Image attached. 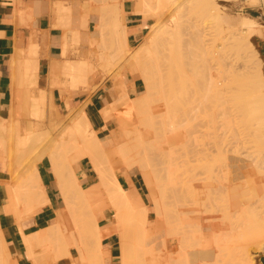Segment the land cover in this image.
<instances>
[{
    "label": "bare ground",
    "instance_id": "6f19581e",
    "mask_svg": "<svg viewBox=\"0 0 264 264\" xmlns=\"http://www.w3.org/2000/svg\"><path fill=\"white\" fill-rule=\"evenodd\" d=\"M113 1L112 4L103 6L102 10L89 5L90 7L86 6L82 11L81 25L85 27L89 13L92 11L98 14L95 33L89 35V41L94 47L101 49L97 63H100L101 69L105 71L113 66L112 63L122 47L129 45L130 29L122 20L125 12L123 0ZM131 1L135 2L133 12L142 15H158L161 13L159 10L165 5H176L177 11L171 17V23L154 31L147 43L137 51L135 59L142 67L141 75L145 81V91L139 93L142 97L136 102L127 101L129 98L127 99V92L125 93V109L128 112L123 114H127V117L129 112L140 108L142 103L147 108H151V101L156 98L155 94L157 100L164 102L169 100L176 102L183 98L189 100L190 105L185 113L187 119L194 121L195 128H197L195 131H202L203 127L219 129L221 130L219 136L221 137L223 133V136L226 134L225 137H227L228 131L235 133L251 128L259 136V132L261 133L264 129L263 59L250 42L253 34L262 33L256 17L253 15H246L239 19L232 17L226 11H222L221 6L213 3L215 0ZM194 3H202V11L212 17L216 26L219 21L228 23L231 27L228 26L230 28L227 32L230 34L220 38L221 41L219 38L212 40L207 38L216 26L201 25L192 19L188 7ZM67 18L69 19L70 16ZM80 31V29L76 30L73 41L79 42ZM185 31H189L191 36L189 39L184 37ZM243 31L245 35L241 34ZM229 40L232 44L234 42L237 44H235L236 47L233 44L234 51H227L231 47H226L229 45ZM108 46L110 50H106ZM185 49L188 50L190 65L186 69H181L176 55ZM23 51L19 52L20 58L17 56V60L15 59L18 66L15 65L18 69L16 72L20 74V68H22L23 76L27 79L26 83L33 85L37 81L39 70L38 45H30L26 57L20 55H23ZM89 52V55L73 61L69 59L68 48H63V73L70 78L71 88L92 87L96 69L95 65L86 59L91 56L92 49ZM115 88L117 84L112 83L102 97L101 112L104 116L105 127L116 122L115 116L119 106L117 99H114ZM67 104L71 108L72 140L69 143L62 140L57 145V150L45 151L50 152L45 157H49L63 197L64 205L57 208L56 216L45 227L30 232L25 231L29 224L26 217L37 213L49 204V196L42 183L37 165L32 163L22 177L15 169L8 168L12 176L9 181H5L6 183L3 181L7 199L4 210L14 216L22 234L25 251L36 264L45 262L44 257L42 259L38 256H43L51 249L55 250L52 241H56L57 244L59 239L66 241L68 256L72 254V248L76 247L80 251L79 256L84 258V251L93 252L91 248L94 246L95 255H104L102 241L113 236L119 229V226H115L107 230L106 225L100 224V219L106 214L107 209L105 204L94 205L97 183L82 186L73 168V163L87 158L101 182H105L106 175L102 160L107 157L105 151L110 146V142L114 141L115 131L112 130L105 139L99 138L83 108L75 112L72 110V104L68 102ZM29 110L31 112V109ZM165 113H168L166 116L171 113L177 119V122L173 121L172 129H176V126L182 123L178 120L176 107L166 109ZM126 117L121 118L120 116L121 126L126 124L124 121ZM175 118L173 119L176 121ZM124 132V134H129L130 131L125 128ZM223 136L222 141H227L226 143L224 141V145L220 141L223 149L220 143L218 144L223 150L221 152L225 150L227 152L230 144L234 142L224 139ZM261 137L264 139V132L261 133ZM175 139L176 136L173 140ZM20 141L22 143V140ZM170 142L169 139L159 142L162 154H169L165 146ZM6 143L7 128L2 121L0 123V149L4 148ZM70 152L73 154L66 171L68 173L65 174L60 170V165L62 160L68 158ZM121 195L124 197L123 202L118 198L119 194H108L120 216L119 222L124 220L131 222V219H134L138 232L135 242L141 254L148 249L155 250L153 261L150 264H165L164 262L166 264H253L250 250L254 248L259 251L264 250V237L263 240L261 237L264 235V194H168L169 199L166 204L165 194H161V201L154 199L156 218L152 217L140 196L138 200H135L131 194ZM78 204L82 207L79 208ZM163 219L167 223L166 231L163 230ZM67 221H72L70 230L73 239L72 246L67 243V235L63 232V229H67L64 226ZM82 229L89 230V232L84 233ZM123 229L128 228L123 226ZM259 233L258 236L261 239L257 240L258 236L256 238L255 236ZM253 234L254 237H252ZM80 242L83 248L79 245ZM166 243H168V248L164 254L162 250L166 248ZM0 244V264H10L12 256L6 250V246H9L7 231L1 225ZM39 245L44 249L40 254L35 250V246ZM56 251L60 253L58 249ZM141 263L144 264L142 260Z\"/></svg>",
    "mask_w": 264,
    "mask_h": 264
},
{
    "label": "rangeland",
    "instance_id": "374dc122",
    "mask_svg": "<svg viewBox=\"0 0 264 264\" xmlns=\"http://www.w3.org/2000/svg\"><path fill=\"white\" fill-rule=\"evenodd\" d=\"M88 1V6H94L102 10L103 6L112 4L113 0H110L111 2L108 0ZM114 1L118 2V0ZM125 1L132 4L135 3L131 0H123V3ZM213 3H216L219 7L221 6L220 8L223 9L221 10L226 11L228 15L238 19L246 15L256 17L262 28V33L253 34L250 37V42L255 46V49L264 60V0H215ZM165 6L159 10L161 13L158 15H143L144 18L147 16L146 18L150 22L144 36L141 40L122 47V50L116 55L114 63H112L113 66L108 71L101 69L100 63H97L99 62L98 57L101 49L97 46L94 47L90 41L87 46H80V40H78L79 42L72 40L70 44L69 59L73 61L81 59L82 56L89 55V51L92 49L91 56L86 57V59L95 65V74H97L96 83L98 84L92 90L80 91L86 92L82 96L68 94L73 111H79L84 107L100 86H110L112 83L117 84V88L114 90V99H117L119 106L115 116L116 122L114 121L107 126L108 129L102 137V139H105L112 130L115 131L114 141L110 142V146L105 151L107 157L102 160L106 175L105 182H101L96 172L92 169L89 159L84 158L88 161L87 165L89 168H91L90 176L87 180L83 179L81 173L78 172L77 166L79 162L73 163V168L84 186L97 181L98 189L94 193L96 194L94 205L105 204L107 209L106 214L100 219V224L106 225L107 230L119 226V229L113 234L120 249V254L116 261L117 264H142L141 260L144 264H150L153 261L155 250L148 249L145 253L141 254L135 242L138 232L134 219H131V222H126V220L119 222L120 216L116 212L108 194H119L118 198L122 202L124 201V197L121 195L122 199L120 194H131L135 200H138L140 196L143 202L146 203L153 218L157 217L154 214V199L160 200L161 194H165V204L169 199L168 194H264V139L261 137L264 129H262L261 133L259 132V136L251 128H245L235 133L228 131L227 137H225L226 134L223 136L221 132V137L223 136L224 139L234 142L230 144L229 150L224 146L227 149V152L225 150L226 154L225 152H221L223 151L220 143L222 138L219 136L221 130L203 127L202 131H195L197 128H195L194 121L187 119L185 113L190 105L187 99L181 98L176 102H172L171 100L164 102L157 100V95L155 94L156 98L151 101V108H147L142 103L140 108L129 112L128 118L126 117L127 114H123L128 112L125 109L126 98L124 95L127 92L129 78H140L143 85L141 92L145 91V81L141 75L142 67L135 59L137 51L147 43L154 31L170 24L171 17L177 11L176 5ZM188 9L189 14L196 23L215 25L212 17L204 14L202 11V3L190 4ZM90 14L95 15V12L91 11ZM122 20L124 22V15ZM219 23L217 26L215 25V30L207 36L210 40L219 38V41H221L222 38L230 34L228 33V28L231 26L226 22L219 21ZM92 33H95V26ZM243 33L245 35L244 31L241 34ZM244 35L242 36L244 37ZM184 37L186 39L191 37L189 31H185ZM228 43L226 47H231H229L230 49H225L227 51H234L237 45L236 42L233 43L234 45L236 44L235 47L230 40ZM106 50H110L109 46ZM187 52L188 50L185 49L177 53V55L175 54L178 57L177 61L181 69H186L190 65ZM96 64H98V68ZM60 78L61 80L65 79L62 75ZM53 88V85L49 88H40L39 86L36 88L34 86L23 88L20 86V89H22L21 94L15 97L11 115L9 118L3 120L7 128V143L4 148L0 149V162L3 164L5 170L8 168L15 169L18 175L22 177L25 170L32 163L38 166L41 159L49 155L51 151L57 150V145L60 141L65 140L69 143L72 140L71 108L67 103L62 108L60 103L54 101ZM122 92L123 96H121ZM127 95V99L129 98L127 101L129 102H136L142 97V94L130 97L128 92ZM172 107L178 109L177 117L179 122H182L180 125L178 124V127L175 124L176 129H172V126L174 125L173 121L177 122V119L171 113V116H166L168 113H165L166 109H172ZM29 109H31V112ZM120 116L121 118L126 117L125 120L123 119L126 121V124L123 126H121V121L119 120ZM171 117L175 118L176 121L173 118L171 120ZM125 128L130 131L129 134H124ZM174 136H176L175 140H173ZM165 139H169L171 142L165 146L169 154L164 155L160 152L159 142H164ZM20 140H22V143H20ZM224 141H222L223 145L227 142L225 141L224 143ZM218 143H220L222 149ZM47 150L50 152H45ZM72 154L70 152L68 158L61 162L60 170L63 173L65 172V174L68 173L66 171ZM46 158L49 159V157ZM8 173L11 178L12 173L10 171ZM124 176L129 181L133 179L138 183L141 187V194H138L133 188L128 189L121 184L119 178L123 179ZM77 206L79 208L82 207L81 204ZM32 215L34 214L28 215L26 219ZM162 224L163 230L165 229L166 231L167 228L165 227H167V223L164 219ZM122 225L128 229H123ZM45 226L47 225L41 227ZM64 226L67 227V229H63L68 238L67 243H69V246H72L73 239L70 234L72 221H67ZM82 230L84 233L89 232V230ZM258 235L260 233L256 234V236L253 234L252 237L255 236L256 238ZM261 237L263 240L264 235ZM261 237L258 236L257 240L261 239ZM55 242L54 240L52 241L55 250L51 249L45 252L43 256H38L42 259L44 257L45 262L42 261L41 264H108V249L105 247L104 242V255H95L94 250L96 248L94 246L91 248L93 252L84 251V258L79 256L81 254L76 247L72 248V254L68 256L66 241L63 239H59L57 244ZM79 245L83 248L81 242ZM167 248L168 243H166V248L162 250L164 254ZM57 249L60 253L56 251ZM6 250L10 253L9 247L6 246ZM35 250L40 254L44 249L39 245L35 246ZM157 251L161 252L160 250ZM250 251V255L254 261L253 264H263L261 258L264 256V250L259 251L254 248V250ZM25 256L32 264H36L26 251ZM162 257L164 258V256ZM17 262V259L12 256L10 264H17ZM164 263L166 264V262Z\"/></svg>",
    "mask_w": 264,
    "mask_h": 264
},
{
    "label": "crops",
    "instance_id": "0c3cea01",
    "mask_svg": "<svg viewBox=\"0 0 264 264\" xmlns=\"http://www.w3.org/2000/svg\"><path fill=\"white\" fill-rule=\"evenodd\" d=\"M86 6H88V0H0V123L10 117L15 97L21 94L20 86L23 88L28 86L49 88L53 85L54 101L60 103L62 108L67 102L71 104L68 94L82 96L86 92L80 91L94 89L93 85L97 84V74L92 80V87L71 88L70 78L63 73V48L67 47L70 54V44L78 29L81 30L79 45H89V35L93 32L96 20H98L97 13L90 14L87 26L81 25L82 11ZM133 6L134 4L128 1L124 2V22L130 29L129 44L141 40L150 24L147 16L144 18L142 14L133 12ZM63 9L64 11H62ZM67 16L70 18L68 19ZM32 44L38 45L40 60L37 81L33 85L26 83L27 79L23 76L22 68H20V74H17L18 66L15 63L17 58H20L18 55L21 50H24L23 55L20 54L21 56H28V48ZM262 72L264 76L263 66ZM61 75L65 78L64 80H61ZM141 81L140 78H129L127 92L130 97H136L141 92L143 86ZM108 87L100 86L88 103L82 107L101 139L108 129L104 126L105 120L101 112L102 97ZM87 163L86 159H81L77 166L78 172L86 180L89 178L91 170ZM38 171L49 196V204L26 219L29 223L25 229L27 232L48 224L56 216L57 208L61 207L63 203L62 193L48 158L44 157L39 162ZM9 180L10 175L0 162V225L7 231V244L11 255L17 259L18 264H32L25 256L22 234L14 216L4 210L7 199L3 181ZM119 180L125 188H133L138 194H141V187L135 180L129 181L125 176ZM95 183L86 184L85 187ZM82 186L84 185L82 184ZM103 242L108 249V264H117L120 249L114 236L105 238Z\"/></svg>",
    "mask_w": 264,
    "mask_h": 264
},
{
    "label": "water",
    "instance_id": "95a60500",
    "mask_svg": "<svg viewBox=\"0 0 264 264\" xmlns=\"http://www.w3.org/2000/svg\"><path fill=\"white\" fill-rule=\"evenodd\" d=\"M261 260H262V262H263V264H264V256H262Z\"/></svg>",
    "mask_w": 264,
    "mask_h": 264
},
{
    "label": "trees",
    "instance_id": "16d2710c",
    "mask_svg": "<svg viewBox=\"0 0 264 264\" xmlns=\"http://www.w3.org/2000/svg\"><path fill=\"white\" fill-rule=\"evenodd\" d=\"M47 225V224H46Z\"/></svg>",
    "mask_w": 264,
    "mask_h": 264
}]
</instances>
